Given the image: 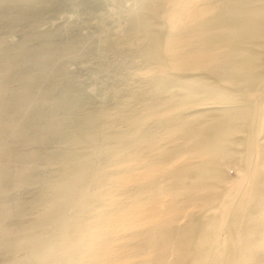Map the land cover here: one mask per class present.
Returning a JSON list of instances; mask_svg holds the SVG:
<instances>
[{
  "label": "rangeland",
  "instance_id": "obj_1",
  "mask_svg": "<svg viewBox=\"0 0 264 264\" xmlns=\"http://www.w3.org/2000/svg\"><path fill=\"white\" fill-rule=\"evenodd\" d=\"M0 264H264V0H0Z\"/></svg>",
  "mask_w": 264,
  "mask_h": 264
}]
</instances>
